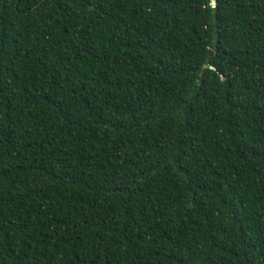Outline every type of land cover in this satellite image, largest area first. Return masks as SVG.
Here are the masks:
<instances>
[{
    "label": "trees",
    "instance_id": "1",
    "mask_svg": "<svg viewBox=\"0 0 264 264\" xmlns=\"http://www.w3.org/2000/svg\"><path fill=\"white\" fill-rule=\"evenodd\" d=\"M0 264H264V0H0Z\"/></svg>",
    "mask_w": 264,
    "mask_h": 264
},
{
    "label": "water",
    "instance_id": "2",
    "mask_svg": "<svg viewBox=\"0 0 264 264\" xmlns=\"http://www.w3.org/2000/svg\"><path fill=\"white\" fill-rule=\"evenodd\" d=\"M213 2H215V0H212Z\"/></svg>",
    "mask_w": 264,
    "mask_h": 264
}]
</instances>
